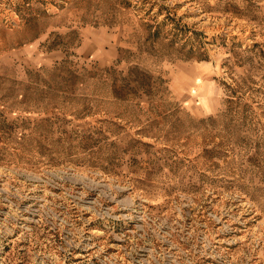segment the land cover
Masks as SVG:
<instances>
[{
  "label": "rangeland",
  "instance_id": "obj_1",
  "mask_svg": "<svg viewBox=\"0 0 264 264\" xmlns=\"http://www.w3.org/2000/svg\"><path fill=\"white\" fill-rule=\"evenodd\" d=\"M0 264H264V0H0Z\"/></svg>",
  "mask_w": 264,
  "mask_h": 264
}]
</instances>
